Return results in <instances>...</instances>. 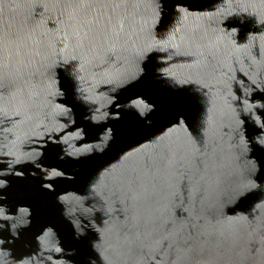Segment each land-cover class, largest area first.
<instances>
[{
	"label": "water",
	"instance_id": "1",
	"mask_svg": "<svg viewBox=\"0 0 264 264\" xmlns=\"http://www.w3.org/2000/svg\"><path fill=\"white\" fill-rule=\"evenodd\" d=\"M0 264H264V0H0Z\"/></svg>",
	"mask_w": 264,
	"mask_h": 264
}]
</instances>
